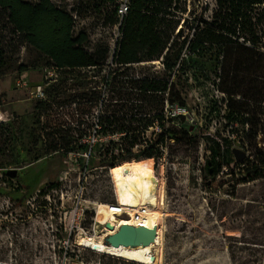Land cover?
Listing matches in <instances>:
<instances>
[{
    "label": "rangeland",
    "instance_id": "1",
    "mask_svg": "<svg viewBox=\"0 0 264 264\" xmlns=\"http://www.w3.org/2000/svg\"><path fill=\"white\" fill-rule=\"evenodd\" d=\"M77 1L57 0L68 11L78 6ZM201 1L209 9L213 7L212 0ZM189 10H193L189 17H194L200 5L188 2ZM102 23L103 15L90 12L76 18L75 31L88 34L86 47L91 51L108 45L117 35L113 26ZM1 35L6 61L0 65V113L7 121L0 124V264H107V258L122 260L79 245L85 235L100 238L111 228L109 224L93 227L94 232L91 229L84 235L64 228L78 221L75 215L70 219L67 213L65 217L64 212L80 199L90 208L113 204L115 198L128 205L136 181L152 185L156 200L163 203L159 205L163 213L157 226L159 244L152 248L160 256L158 264H264V180L237 184L232 195L235 176L225 166L224 174L217 175L211 187L204 185L200 176L208 143L201 137L191 144L171 142L156 164L153 158L124 162L125 150L108 142H120L124 132L101 129L96 140L93 138V131L100 129L98 116L108 113L106 105L119 109L114 103H118L115 98L123 82L143 76L160 81L170 77L183 105H169L166 94H156L152 103L156 109L147 117L162 110L164 129L203 127L224 137L227 151L235 148L249 157L251 151L243 144L246 128L238 120L226 119V97L216 88L220 58L189 56L185 45L180 53L183 68L175 74L165 71L160 59L128 70L115 64L59 70L48 66L36 51L7 44L12 37L8 31L2 30ZM21 64L27 65L30 84L44 85L46 100L41 104L14 86ZM49 72L53 73L50 79ZM249 108L248 118L264 133V103ZM159 131L154 120L140 132L146 142L130 151L147 149L153 133ZM87 148L91 156L83 162L78 153ZM105 160L116 165L113 169L99 166ZM50 185L63 188L53 191ZM91 217L95 215L86 210L84 223L90 228L94 224Z\"/></svg>",
    "mask_w": 264,
    "mask_h": 264
},
{
    "label": "trees",
    "instance_id": "2",
    "mask_svg": "<svg viewBox=\"0 0 264 264\" xmlns=\"http://www.w3.org/2000/svg\"><path fill=\"white\" fill-rule=\"evenodd\" d=\"M119 1L78 0V6L68 11L57 0H0V65L6 61L2 30L12 35L7 44H13L12 47L24 45L26 49L36 51L48 66L56 69L74 70L106 65L108 45L89 50L86 47L88 34L82 30L75 31L76 18L90 12L103 15L102 26H113L117 23ZM188 2L200 5V11L194 17H189L193 10L187 12ZM212 2L213 7L209 9V5L201 0H129L128 11L119 28L121 39L110 65L128 70L131 66L160 59L165 71L175 74L183 68L180 53L185 45L189 56H210L217 61L220 58L216 88L226 97V119L238 120L245 126L243 144L251 151L250 156L246 157L243 151V159L236 161L234 151L237 149L227 151L223 146L224 137L203 127L179 131L170 127L164 129L161 125L162 110H156L153 117L148 118L147 115L156 109L152 105L156 101V94H166L169 105H183L170 77L160 81L143 76L123 82L115 98L118 103H114L119 109H112L111 104L106 105L108 113L98 116L97 126L99 132L106 129L125 133L120 142L108 140L110 146L125 150L124 162L153 158L156 164L171 142L191 144L203 138L208 143V155L201 169L202 183L211 187L216 176L224 174L223 168L226 166L231 176H235L231 187L233 195L237 184L264 180V133L255 128L252 119L248 118L251 113L249 107L264 103V0ZM177 63L179 69H176ZM18 70H27V65H19ZM112 81L113 77L110 83ZM110 83L106 81L109 86ZM154 120L160 125V131L153 134L147 149L132 153L130 150L139 142H146L140 137V132L152 126ZM134 157L136 159H132ZM113 159L116 157L113 156ZM115 165L105 160L99 166L113 169ZM238 167L241 169L238 170ZM65 254L69 255L67 251ZM70 256H74V253ZM107 259V264H134Z\"/></svg>",
    "mask_w": 264,
    "mask_h": 264
},
{
    "label": "bare ground",
    "instance_id": "3",
    "mask_svg": "<svg viewBox=\"0 0 264 264\" xmlns=\"http://www.w3.org/2000/svg\"><path fill=\"white\" fill-rule=\"evenodd\" d=\"M155 197V189L152 185L136 181L129 193L128 205L119 203V206L122 208L120 210L121 212L113 214L109 207L111 204H97L95 206V219L92 231L93 227L95 229L106 224H109L111 228L109 230L107 229L100 238L95 236L85 237L86 235L80 231L85 236L80 237L79 245L91 252L137 264H158L160 262V256L152 248L154 249L159 244V230L155 242L145 247L129 248L120 246L119 248H114L103 242V237L113 234L122 224L157 227L163 214L159 205H163V203L157 201ZM139 207L144 208L145 214L135 219V213L139 212Z\"/></svg>",
    "mask_w": 264,
    "mask_h": 264
},
{
    "label": "built area",
    "instance_id": "4",
    "mask_svg": "<svg viewBox=\"0 0 264 264\" xmlns=\"http://www.w3.org/2000/svg\"><path fill=\"white\" fill-rule=\"evenodd\" d=\"M128 5H129V0H120L119 1V6L117 9V23L115 25H113L114 30L117 32V35L115 36L114 39H112V41L110 43H108V48H109V53H108V59L107 62L105 63L106 65H109L112 63L113 58L115 57V53L117 50V44L119 42V40L121 39V32L119 30L122 20L125 17L127 11H128ZM53 73L49 72V75L47 76L49 79L52 77ZM28 70H24V71H18L14 77V86L19 89L22 90L26 93V95L28 96L29 99L37 101L38 103L45 101L46 100V93H45V88L44 85L41 83H35V84H30L28 81ZM7 121V119L3 118V115L0 113V124L4 123ZM99 134V130H94L93 131V138L94 140H96V137H98ZM154 134V133H153ZM165 152V151H164ZM69 154H71L69 152ZM78 155L80 157H82L83 162H87L89 159V156H91V150L90 148L84 149V151L82 153H78ZM51 190H60L61 188H63V186L61 185H53L50 186ZM41 191H37V194H40ZM83 193V188L81 190V194ZM115 203L111 204L110 207V211L113 214H116L117 212H121L120 210L122 209L119 206V203L117 202V199L115 198ZM83 201V202H82ZM82 202V203H81ZM86 200L84 199H80L76 205L72 206L70 205L68 207V211L66 210L64 212V216L66 217L67 213L69 218L71 219V217H73V215H75L78 218V221L74 223V225L71 226V228H68L67 225H64L65 229H68L69 231H71V229H75V230H79L82 232H89L92 227H87L84 223L85 218H86V210H91V212L95 215V206H93L92 208L88 207L86 204ZM139 212L135 213V219H137L139 216H141L142 214H145V210L144 208H140L139 207ZM140 214V215H139ZM64 217V219H65ZM95 217H91V220L94 221ZM132 225V224H131ZM135 226V225H134ZM157 234H158V227H157Z\"/></svg>",
    "mask_w": 264,
    "mask_h": 264
},
{
    "label": "water",
    "instance_id": "5",
    "mask_svg": "<svg viewBox=\"0 0 264 264\" xmlns=\"http://www.w3.org/2000/svg\"><path fill=\"white\" fill-rule=\"evenodd\" d=\"M235 159L240 161L244 157V153L235 150ZM125 172L128 168L125 167ZM15 174L14 172L12 173ZM157 237V227L134 226L129 224H122L111 235L104 238V243L114 248L120 246L129 248H140L154 243Z\"/></svg>",
    "mask_w": 264,
    "mask_h": 264
}]
</instances>
